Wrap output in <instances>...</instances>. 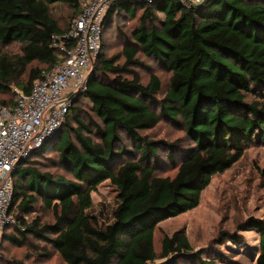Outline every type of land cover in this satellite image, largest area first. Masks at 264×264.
Segmentation results:
<instances>
[{"label":"trees","instance_id":"obj_1","mask_svg":"<svg viewBox=\"0 0 264 264\" xmlns=\"http://www.w3.org/2000/svg\"><path fill=\"white\" fill-rule=\"evenodd\" d=\"M56 6L70 11L67 25L53 16ZM79 13L78 0H0V106H13L14 88L29 93L62 59L51 37L66 34ZM117 19L136 24L120 52L104 57V35ZM12 44L20 49L15 57L4 53ZM141 58L169 74L163 95ZM162 123L182 138L154 140ZM250 146H264V0H204L191 8L177 0L116 2L84 91L12 174L0 264L25 263L30 248L58 264L153 263L159 224L195 209L211 177ZM167 169L173 173L161 175ZM103 183L116 193L106 219L91 213V194ZM244 228L259 233L256 264H264V224L248 219L237 225ZM228 239L239 244L227 235L221 241ZM7 247L24 256L7 257ZM171 256L166 264H215L192 255L180 232L161 238L159 258Z\"/></svg>","mask_w":264,"mask_h":264},{"label":"rangeland","instance_id":"obj_2","mask_svg":"<svg viewBox=\"0 0 264 264\" xmlns=\"http://www.w3.org/2000/svg\"><path fill=\"white\" fill-rule=\"evenodd\" d=\"M52 14L61 25L69 22L70 11L65 6H56ZM132 12L130 13V16ZM159 24L164 16L158 15ZM136 23H127L125 20H115V23L106 31L103 41L102 54L111 57L120 52L124 38L130 39L131 30ZM19 46L12 44L4 49V53L15 57L19 55ZM141 60L151 68L161 80L162 95L167 85L169 74L159 70L155 65ZM26 70L22 73L25 76ZM144 76V80L147 79ZM87 106V105H86ZM85 109L89 110L88 107ZM154 140L163 139L173 141L182 138L183 134L178 127L162 123L151 133ZM45 170L48 162L41 161ZM54 172V171H51ZM173 170L167 169L161 175H171ZM92 214L101 218H109L110 211L115 206L116 193L107 183L100 185L96 193L91 194ZM248 219H254L264 224V146H250L244 156L229 169L213 175L208 186L201 192L198 206L177 217L162 221L155 232L154 250L156 260L148 264H166L168 259L159 258L160 241L163 235L171 237L175 232L185 236L191 248V254H201L206 262L215 264H256L259 252V233L255 230L238 231L237 225ZM103 220V219H102ZM226 234L239 239V244L231 240L221 241ZM1 248V239H0ZM8 256L15 259L24 256L23 251L7 247ZM36 251L30 248L26 252V262L22 264H58L55 257L42 260L36 257ZM184 264V263H183ZM186 264V263H185ZM195 264V263H191Z\"/></svg>","mask_w":264,"mask_h":264},{"label":"built area","instance_id":"obj_3","mask_svg":"<svg viewBox=\"0 0 264 264\" xmlns=\"http://www.w3.org/2000/svg\"><path fill=\"white\" fill-rule=\"evenodd\" d=\"M119 1L151 4L156 0H78L80 13L69 31L52 36V47L62 54L49 71L42 72L29 93L13 89L14 105L0 106V235L12 222L8 216L12 174L19 162L47 142L64 122L73 98L83 92L100 52L102 23ZM185 8L204 0H177Z\"/></svg>","mask_w":264,"mask_h":264}]
</instances>
